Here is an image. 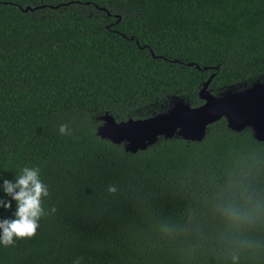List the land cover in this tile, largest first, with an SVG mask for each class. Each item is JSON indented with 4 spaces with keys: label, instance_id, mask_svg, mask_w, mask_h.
I'll use <instances>...</instances> for the list:
<instances>
[{
    "label": "trees",
    "instance_id": "1",
    "mask_svg": "<svg viewBox=\"0 0 264 264\" xmlns=\"http://www.w3.org/2000/svg\"><path fill=\"white\" fill-rule=\"evenodd\" d=\"M212 73L215 91L264 78V0H0V186L39 167L50 193L0 264H264V217L237 228L216 210L232 190L264 202V143L223 119L136 154L96 136L104 113L200 105Z\"/></svg>",
    "mask_w": 264,
    "mask_h": 264
},
{
    "label": "water",
    "instance_id": "2",
    "mask_svg": "<svg viewBox=\"0 0 264 264\" xmlns=\"http://www.w3.org/2000/svg\"><path fill=\"white\" fill-rule=\"evenodd\" d=\"M151 56L155 57L153 53ZM187 66L201 70L192 63ZM212 69L217 71L218 67ZM214 77L212 73L198 91L200 105L191 106L177 97L167 110L142 119L116 121L112 115L104 113L97 117L101 124L96 136L122 146L125 153L136 154L162 139L199 143L205 138L208 127L223 119L228 130L240 133L249 129L255 141L264 143V84L260 81L245 84L244 90H238L241 84L228 86L212 94L209 86Z\"/></svg>",
    "mask_w": 264,
    "mask_h": 264
},
{
    "label": "clouds",
    "instance_id": "3",
    "mask_svg": "<svg viewBox=\"0 0 264 264\" xmlns=\"http://www.w3.org/2000/svg\"><path fill=\"white\" fill-rule=\"evenodd\" d=\"M59 132L61 135H71L68 124H61ZM0 191L9 198H0V208L11 210L15 202L13 217L0 219V245L11 247L17 240L33 239L37 235L41 219L49 215L44 207V199L50 193L48 186L40 178V168L20 169L14 180L3 179ZM117 191V186H108L110 194ZM216 210L230 226L243 228L264 217V202L254 199L246 189L239 192L232 190L224 194ZM50 211L54 213L56 209L52 208ZM80 259L73 264H80ZM232 259L236 261L238 257L234 255Z\"/></svg>",
    "mask_w": 264,
    "mask_h": 264
},
{
    "label": "rangeland",
    "instance_id": "4",
    "mask_svg": "<svg viewBox=\"0 0 264 264\" xmlns=\"http://www.w3.org/2000/svg\"><path fill=\"white\" fill-rule=\"evenodd\" d=\"M245 84H242L239 88H238V90H244L245 89ZM218 93H220L219 91L218 92H216V94H218ZM177 97H172V98H170V103H169V105L167 106H164L162 109H163V111H165V110H167L170 106H171V103H172V101H177ZM179 99H183L185 102H188V101H186V99H184V98H179ZM100 116V115H99ZM98 117V116H97ZM101 124V121H99V125ZM98 125V126H99ZM244 131H248L250 134H251V136H252V132L249 130V129H246V130H244Z\"/></svg>",
    "mask_w": 264,
    "mask_h": 264
},
{
    "label": "flooded vegetation",
    "instance_id": "5",
    "mask_svg": "<svg viewBox=\"0 0 264 264\" xmlns=\"http://www.w3.org/2000/svg\"><path fill=\"white\" fill-rule=\"evenodd\" d=\"M260 82H262L264 84V78H262V80H259ZM254 83V82H253ZM248 85V84H247ZM249 86V85H248ZM209 91L212 93V94H216V92H218L219 90H213L209 87ZM201 104V103H200Z\"/></svg>",
    "mask_w": 264,
    "mask_h": 264
}]
</instances>
